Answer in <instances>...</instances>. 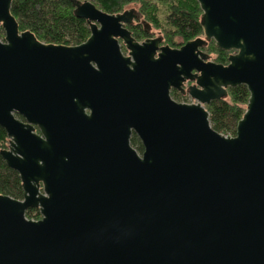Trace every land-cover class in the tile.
<instances>
[{
    "label": "water",
    "instance_id": "95a60500",
    "mask_svg": "<svg viewBox=\"0 0 264 264\" xmlns=\"http://www.w3.org/2000/svg\"><path fill=\"white\" fill-rule=\"evenodd\" d=\"M72 1L91 36L66 47L0 0L1 154L23 187L0 196V264H264V0H197L205 39L179 49L138 42L134 10ZM187 80L193 104L170 94ZM238 86L248 107L225 136L206 106Z\"/></svg>",
    "mask_w": 264,
    "mask_h": 264
},
{
    "label": "trees",
    "instance_id": "16d2710c",
    "mask_svg": "<svg viewBox=\"0 0 264 264\" xmlns=\"http://www.w3.org/2000/svg\"><path fill=\"white\" fill-rule=\"evenodd\" d=\"M95 4L111 15L127 11L128 6H138L137 14L141 24L129 28L137 41L148 36L145 26L151 29L163 28L161 35L164 43L173 49L198 38L205 39L203 12L197 0H96ZM74 12L72 0H12L11 7V14L18 22L21 33L30 32L46 45L66 47L80 45L91 36L88 21L77 18ZM162 13L165 17L163 20L160 19ZM202 51L209 57L207 52L216 53V61L220 65L226 66L229 63L231 52L220 50L215 41L207 42ZM249 98L247 87L238 86L229 88L228 95L222 100L207 105L212 128L225 136H235L238 123L247 110ZM131 143L139 154H143L144 148L137 135L132 136ZM8 145V135L0 127V196L23 200L19 174L7 166L1 154ZM26 216L30 220H39L40 211L30 209Z\"/></svg>",
    "mask_w": 264,
    "mask_h": 264
},
{
    "label": "flooded vegetation",
    "instance_id": "af4514ba",
    "mask_svg": "<svg viewBox=\"0 0 264 264\" xmlns=\"http://www.w3.org/2000/svg\"><path fill=\"white\" fill-rule=\"evenodd\" d=\"M137 13L136 9H132ZM143 23V22H142ZM141 24V20L140 17L136 18L134 20V23L128 26V29L130 27H134L136 25ZM146 28V32L148 34V36L144 39V40H140L138 42L143 43L146 42L148 40H152V39H160L161 40V44L160 47H166L167 45L164 44V40L162 37H158L157 35L154 34V32L151 31V27L145 26ZM130 30V29H129ZM132 34V32H131ZM121 48L122 51L124 53V55H129V51L128 49L123 45V42L121 41ZM210 61V60H209ZM192 86H197V81H191V80H187L184 84H183V90H177V89H171L170 94L172 99H174L176 102L178 103H183L185 100H192L193 102H195L190 96H189V89ZM21 118V117H20ZM36 132L39 133L38 130H36ZM133 135H136L135 133ZM138 137V136H137Z\"/></svg>",
    "mask_w": 264,
    "mask_h": 264
},
{
    "label": "rangeland",
    "instance_id": "374dc122",
    "mask_svg": "<svg viewBox=\"0 0 264 264\" xmlns=\"http://www.w3.org/2000/svg\"><path fill=\"white\" fill-rule=\"evenodd\" d=\"M132 9H136V10H139V8H138V6H134V5H132V6H128L127 8H126V10L127 11H131ZM164 13H162V15L160 16L161 18L160 19H164L165 17H164V15H163ZM155 28V27H154ZM163 28H160V29H157V28H155V29H151V31L152 32H154V34L155 35H157L158 37H162V35H161V32L162 31H164V30H162ZM163 38V37H162ZM181 40H178V42H180ZM165 45H167V46H169L170 47V45L169 44H167V43H164ZM184 46V45H183ZM182 46H180V47H175V49H179V48H181ZM172 48V47H171ZM208 54H210V61H212V62H214V63H216V64H218L217 63V61H216V58H217V54L216 53H209V52H207ZM233 54V52H231L230 53V56ZM229 64V63H228ZM226 66H228V65H226ZM183 103H186V104H193V103H195V102H193L192 100H185ZM230 136V135H229ZM230 137H235V136H230ZM36 215V214H35ZM40 219H41V214H40ZM39 219V220H40ZM34 221H38V220H35V219H33Z\"/></svg>",
    "mask_w": 264,
    "mask_h": 264
}]
</instances>
